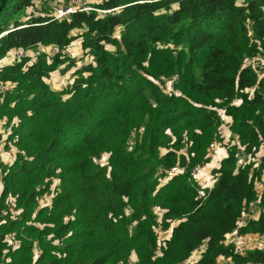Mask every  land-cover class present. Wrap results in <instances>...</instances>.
<instances>
[{"label":"trees","instance_id":"16d2710c","mask_svg":"<svg viewBox=\"0 0 264 264\" xmlns=\"http://www.w3.org/2000/svg\"><path fill=\"white\" fill-rule=\"evenodd\" d=\"M37 3L49 5L0 0V83L12 88L0 93V124L17 121L14 158L0 159V264H183L203 244L196 264H264L263 251L242 257L222 244L257 200L264 156L239 167L228 146L204 200L193 178L210 163L218 109L246 154L264 150V67L246 66L264 61V0H100L60 20L29 14ZM79 41L92 63L68 58L63 89L48 82L59 56L3 63L12 51ZM177 166L183 174L161 185L159 171ZM260 205L243 233L264 235ZM173 221L156 257L155 227Z\"/></svg>","mask_w":264,"mask_h":264},{"label":"built area","instance_id":"2783aa9c","mask_svg":"<svg viewBox=\"0 0 264 264\" xmlns=\"http://www.w3.org/2000/svg\"><path fill=\"white\" fill-rule=\"evenodd\" d=\"M53 0H40L43 4H51ZM71 3L69 6H55L52 5L51 7V13L56 19H64L66 17H69L73 13H75L77 10H83V11H92L93 7L87 1L85 0H70ZM111 11H102V13H109ZM72 49L69 47L64 50H59L56 46H49V47H40L36 50H19V51H12L11 52V59L12 62L16 61H22L23 59L29 57L33 58V60L41 57L43 54H47L48 58H55L56 56H59L62 61H64V65L61 70L66 69V67L69 64L68 58L72 57L70 56ZM77 59V65L76 67L79 69H83L84 67L90 65L92 63V58L85 55L82 50H80L79 53H77L76 56H74ZM246 66H253L255 68H263V65L261 62L253 64L252 61L248 60L246 62ZM260 79L264 80V69L262 71H259ZM71 79H68L64 82V86L61 88H65L69 85ZM11 87H9L7 84L0 83V93L4 94L9 91H11ZM218 116L223 121L220 129L217 132V140H214L210 146H209V156L212 158L216 152L220 148H226L228 146H235L238 149L237 153V159H238V166L242 167L246 165L247 163L253 162L255 163L257 160L250 155L246 154L245 152V146H242L240 141L237 137L233 135L231 132L230 126L226 122L227 115H226V109H218L217 110ZM17 123L16 120H13L11 123L8 124H0V159L3 162L10 163L13 158V152L8 148V137L11 135L13 131V125ZM220 140V141H219ZM220 168L213 169L212 171L206 170L205 166H198L193 170V178L198 183V198L200 200H204L210 191L214 188L216 182L218 181L219 174L216 173L217 170ZM238 170V168H237ZM183 169L180 167H174L168 171H163L161 169L158 173V176L160 177L161 185L167 184L171 179L174 177L183 174ZM255 193L257 195V200L253 203H251L243 215L238 221L237 227L234 231L228 233L225 235L222 244L226 247H232L234 249L235 255L245 256L248 252L253 250H260L264 252V235H258V234H252V233H243L242 228L246 227L250 222L257 221L260 218L261 212H262V206L260 205L262 198L264 197V182L263 183H257L255 185ZM45 204L52 203V197H48L44 200ZM156 213L159 217V223L161 224L163 213H161V210L157 209ZM179 221H173L170 222V226L166 229L158 226V237H157V243H158V249L156 251V257H161L163 255V250L166 248L167 242L170 240L173 229L178 225ZM16 240V233H13L10 236V241ZM206 250V244H203L199 248H197L189 260L184 262L183 264H196L199 262V260L202 258L203 253ZM38 252V249L36 248V251ZM223 263L222 264H235L233 261V258H224L222 257ZM128 264H136V257L133 256V258L130 260Z\"/></svg>","mask_w":264,"mask_h":264},{"label":"crops","instance_id":"0c3cea01","mask_svg":"<svg viewBox=\"0 0 264 264\" xmlns=\"http://www.w3.org/2000/svg\"><path fill=\"white\" fill-rule=\"evenodd\" d=\"M87 1V3H91V4H97L100 0H85ZM71 3L70 0H53L51 4H49L51 7L52 5L55 6H69ZM49 5H44L43 7L39 6V3H37V5H35V7L33 9H30L28 11V13H32L35 14L36 16H39L40 14H45L46 12L51 11L52 9L47 8ZM48 9V10H47ZM70 48L72 49L70 56L74 57L77 55V53L80 52V41L79 42H74ZM263 67H264V61H261ZM74 72V68L68 70L67 72H64L63 70H58L54 73L51 74V77L49 78L48 82L50 83L51 87L54 89H61L64 85V82L68 79L72 78ZM71 82V80H70ZM239 103V102H238ZM227 123H230V119L229 117H227L226 119ZM228 156V150L226 148H220L216 154L211 158L210 163H208L206 165V170L212 171L215 168H218L219 166L221 167V162ZM264 156V150L261 151V154L258 155L255 159L257 160L255 162L256 166H259L261 164V161L263 159ZM264 182V172L262 174V177L256 178L255 179V185L257 183H263ZM223 260L222 258H220L219 263L218 264H222Z\"/></svg>","mask_w":264,"mask_h":264},{"label":"rangeland","instance_id":"374dc122","mask_svg":"<svg viewBox=\"0 0 264 264\" xmlns=\"http://www.w3.org/2000/svg\"><path fill=\"white\" fill-rule=\"evenodd\" d=\"M90 5H92L93 6V4H91V3H89ZM65 6V5H64ZM47 8H50L51 9V6L49 5ZM48 10V9H47ZM20 17H17L16 16V18L14 19V21H17V19H19ZM12 54L11 53H9V55H7V57H6V59L3 61V63H12V59H11V56ZM108 155H104L103 156V158H102V160H101V163H102V165H106V163H107V160H108ZM55 183H57V182H55ZM155 233H156V236L158 237V226L156 225V227H155Z\"/></svg>","mask_w":264,"mask_h":264}]
</instances>
